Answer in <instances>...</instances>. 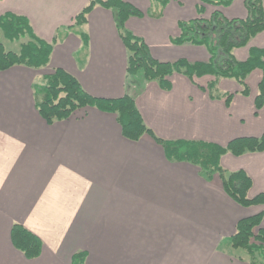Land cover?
I'll return each mask as SVG.
<instances>
[{"label": "crops", "instance_id": "obj_1", "mask_svg": "<svg viewBox=\"0 0 264 264\" xmlns=\"http://www.w3.org/2000/svg\"><path fill=\"white\" fill-rule=\"evenodd\" d=\"M88 1L0 0V15L25 16L37 37L49 43L56 38L46 67L0 71V264H70L77 252L85 253L84 264H250L231 237L240 219L264 205H239L218 174L206 178L197 166L170 160L149 135L125 138L113 113L88 107L47 124L36 109L35 84L60 68L92 96H131L145 125L163 141L226 146L264 134V104L255 107L261 70L248 75L245 95L236 81L217 79L218 93H232L229 105L205 90L211 75L173 73L168 85L128 75L112 10L94 6L84 24L72 26ZM125 1L142 15L129 17L124 27L159 61H209L205 46L173 43L181 22L216 10L226 18L247 14L243 0L226 6ZM253 48L264 49V30L234 48V58L245 61ZM219 164L249 177L248 198L264 196V150L226 152ZM15 223L40 239L37 258L12 245Z\"/></svg>", "mask_w": 264, "mask_h": 264}, {"label": "trees", "instance_id": "obj_2", "mask_svg": "<svg viewBox=\"0 0 264 264\" xmlns=\"http://www.w3.org/2000/svg\"><path fill=\"white\" fill-rule=\"evenodd\" d=\"M231 1L199 0L201 4L216 6H226ZM162 2L166 3V0ZM243 3L247 12L245 18H226L216 10L209 17H196L179 24L180 33L173 39V43L205 46L210 55L207 62H189L184 58L172 62L155 59L146 43L124 27L129 17L142 15L140 10L125 0H89L75 15L72 26L84 24L94 6L112 10L116 30L127 52L126 74L140 73L144 79L156 81L160 85H168V77L173 73L182 74L189 79L211 75L213 80L207 83L205 90L212 97H223L226 105L230 104L232 93H218L217 79L228 78L236 81L241 87V93L245 95L248 93V75L253 70L260 69L262 74L255 98V107L258 110L264 104V49H251L249 57L241 62L234 58L233 50L245 46L252 37L264 30V7L262 0H243ZM2 38L20 41L19 50H6ZM54 41L56 38L49 43L37 37L25 16L11 12L0 15V71L15 65L32 69L46 67ZM38 84L40 87L35 89V105L47 124L66 119L75 111L88 107L113 113L125 138L137 141L141 136L149 135L162 145L170 160L189 162L197 166L206 178L218 174L224 191L239 205H264L263 195L248 198L251 181L243 171L227 172L219 164L220 157L226 152L237 156L245 152L264 150V134L260 138H237L226 146L202 141H163L145 125L134 99L129 95L111 99L92 96L75 77L60 68L42 76ZM263 216L264 209L240 219L236 224V232L231 237V246L247 252L250 264H264V227L261 226ZM10 238L12 245L25 257L34 259L40 255V239L20 224L12 225ZM260 258L262 261H258ZM84 261L85 253L77 252L72 255L70 264H84Z\"/></svg>", "mask_w": 264, "mask_h": 264}, {"label": "rangeland", "instance_id": "obj_3", "mask_svg": "<svg viewBox=\"0 0 264 264\" xmlns=\"http://www.w3.org/2000/svg\"><path fill=\"white\" fill-rule=\"evenodd\" d=\"M2 43H3V46L6 50H10V51H13V52H17L20 48V44L21 42L20 41H16V40H8V39H5V38H2L1 39ZM138 75H141L140 73ZM38 81V79H36V82ZM40 87V84H38V82L35 84V88L36 89H39ZM242 250V249H241ZM241 250H237L236 253H243V251Z\"/></svg>", "mask_w": 264, "mask_h": 264}]
</instances>
